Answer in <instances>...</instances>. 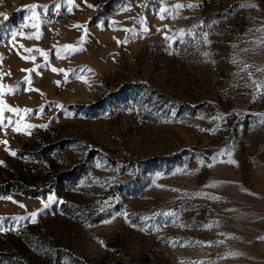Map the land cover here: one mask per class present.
I'll return each mask as SVG.
<instances>
[{
    "label": "rangeland",
    "instance_id": "obj_1",
    "mask_svg": "<svg viewBox=\"0 0 264 264\" xmlns=\"http://www.w3.org/2000/svg\"><path fill=\"white\" fill-rule=\"evenodd\" d=\"M0 264H264V0H0Z\"/></svg>",
    "mask_w": 264,
    "mask_h": 264
},
{
    "label": "trees",
    "instance_id": "obj_2",
    "mask_svg": "<svg viewBox=\"0 0 264 264\" xmlns=\"http://www.w3.org/2000/svg\"><path fill=\"white\" fill-rule=\"evenodd\" d=\"M117 156L116 155H113L112 157H111V160H112V162H115L117 159H115Z\"/></svg>",
    "mask_w": 264,
    "mask_h": 264
},
{
    "label": "snow or ice",
    "instance_id": "obj_3",
    "mask_svg": "<svg viewBox=\"0 0 264 264\" xmlns=\"http://www.w3.org/2000/svg\"><path fill=\"white\" fill-rule=\"evenodd\" d=\"M10 111H18V110H12V109H9ZM6 143V141L4 142ZM12 155H15V153H12ZM50 200L52 199L51 197L49 198Z\"/></svg>",
    "mask_w": 264,
    "mask_h": 264
}]
</instances>
